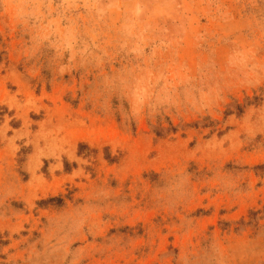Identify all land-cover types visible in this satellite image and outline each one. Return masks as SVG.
<instances>
[{
  "label": "rangeland",
  "instance_id": "374dc122",
  "mask_svg": "<svg viewBox=\"0 0 264 264\" xmlns=\"http://www.w3.org/2000/svg\"><path fill=\"white\" fill-rule=\"evenodd\" d=\"M27 259L264 264V0H0V264Z\"/></svg>",
  "mask_w": 264,
  "mask_h": 264
},
{
  "label": "crops",
  "instance_id": "0c3cea01",
  "mask_svg": "<svg viewBox=\"0 0 264 264\" xmlns=\"http://www.w3.org/2000/svg\"><path fill=\"white\" fill-rule=\"evenodd\" d=\"M27 262H28V264H30L29 262H37V263H38L39 261H38V260H36V261H34V260H29V261H28V259H27ZM38 264H39V263H38Z\"/></svg>",
  "mask_w": 264,
  "mask_h": 264
},
{
  "label": "trees",
  "instance_id": "16d2710c",
  "mask_svg": "<svg viewBox=\"0 0 264 264\" xmlns=\"http://www.w3.org/2000/svg\"><path fill=\"white\" fill-rule=\"evenodd\" d=\"M158 133L160 134V132H158ZM159 134H158V136H160V135H161V134H160V135H159Z\"/></svg>",
  "mask_w": 264,
  "mask_h": 264
}]
</instances>
